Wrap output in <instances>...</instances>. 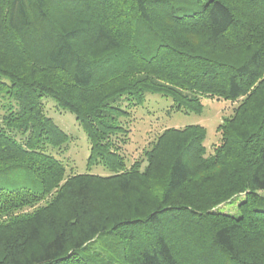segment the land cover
I'll return each instance as SVG.
<instances>
[{
  "label": "trees",
  "instance_id": "1",
  "mask_svg": "<svg viewBox=\"0 0 264 264\" xmlns=\"http://www.w3.org/2000/svg\"><path fill=\"white\" fill-rule=\"evenodd\" d=\"M148 94L238 103L212 153L187 125L127 164ZM45 98L110 175H66ZM0 264H264V0H0Z\"/></svg>",
  "mask_w": 264,
  "mask_h": 264
},
{
  "label": "rangeland",
  "instance_id": "2",
  "mask_svg": "<svg viewBox=\"0 0 264 264\" xmlns=\"http://www.w3.org/2000/svg\"><path fill=\"white\" fill-rule=\"evenodd\" d=\"M44 109L55 124L65 131L69 140L64 147L56 150L54 155L60 159L70 173H91L102 176L110 175L108 168L101 164L88 165L89 140L75 116L58 109L50 98L43 99ZM238 101L230 99L203 97L200 113L168 111L171 104L158 94H148L145 100L136 107H132L129 115L122 119L128 128L126 143L122 144L121 151L127 159V164L144 158V151L165 128H183L187 125H201L205 128L203 144L206 153L213 152L212 146L219 140L218 125L223 117L232 113ZM243 196H236L231 201L220 205V210L228 213L236 212V205Z\"/></svg>",
  "mask_w": 264,
  "mask_h": 264
}]
</instances>
